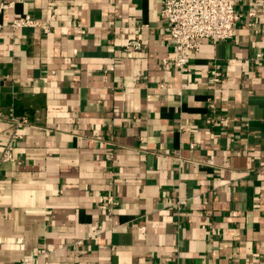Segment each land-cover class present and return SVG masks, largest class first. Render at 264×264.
Returning <instances> with one entry per match:
<instances>
[{"label": "crops", "instance_id": "1", "mask_svg": "<svg viewBox=\"0 0 264 264\" xmlns=\"http://www.w3.org/2000/svg\"><path fill=\"white\" fill-rule=\"evenodd\" d=\"M13 1L0 15V264H264V0L254 28L239 3L233 37L203 40L182 75L160 65L174 53L161 0ZM23 15L39 25L12 32Z\"/></svg>", "mask_w": 264, "mask_h": 264}, {"label": "built area", "instance_id": "2", "mask_svg": "<svg viewBox=\"0 0 264 264\" xmlns=\"http://www.w3.org/2000/svg\"><path fill=\"white\" fill-rule=\"evenodd\" d=\"M243 1L253 3L247 8L246 18L247 25L254 28L256 25L254 19L257 13L254 3L259 0H161L159 17L165 22L174 45V53L160 59L161 67L165 70L172 69L182 75L187 71L188 52L197 53L203 40L216 43L231 39L235 25L241 18L238 5ZM13 4V0H0V15ZM38 25L36 20L28 15H23L13 18L9 27L14 32L21 27ZM2 27L0 22V30ZM141 45L138 39L129 40L126 44L127 55L131 56L134 51L140 50ZM259 56L264 62V54H259ZM217 67L215 66L211 72L209 80L212 83L220 81L221 76ZM14 120L18 125L26 123L24 118ZM2 160H14L11 147L4 150ZM116 204L117 202L111 195H105L100 207L103 210L111 211ZM170 206L179 210L181 201H172ZM103 232L104 227L99 222H94L90 227L88 239L96 244H102ZM37 253L46 256L48 252L45 249H40L37 250Z\"/></svg>", "mask_w": 264, "mask_h": 264}]
</instances>
